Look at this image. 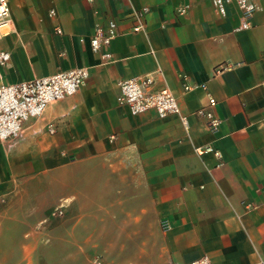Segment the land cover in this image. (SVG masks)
Returning a JSON list of instances; mask_svg holds the SVG:
<instances>
[{"label":"crops","instance_id":"obj_1","mask_svg":"<svg viewBox=\"0 0 264 264\" xmlns=\"http://www.w3.org/2000/svg\"><path fill=\"white\" fill-rule=\"evenodd\" d=\"M258 3L250 28L233 31L238 9L229 5L220 17L210 0H8L14 32L0 37L10 53L5 83L78 66L89 78L25 121L18 141H0V264H171L202 255L212 264H261L264 0ZM142 6L147 37L131 30V9ZM109 20L118 34L106 59L89 38ZM158 66L156 86L169 87L187 129L175 114L133 115L117 103L119 81ZM180 73L203 87L185 91ZM208 94L221 118L215 132L194 112ZM205 144L220 150V161L194 151ZM60 204L64 215L53 216Z\"/></svg>","mask_w":264,"mask_h":264},{"label":"built area","instance_id":"obj_2","mask_svg":"<svg viewBox=\"0 0 264 264\" xmlns=\"http://www.w3.org/2000/svg\"><path fill=\"white\" fill-rule=\"evenodd\" d=\"M91 1V0H90ZM212 7L220 17L226 15L227 7L233 5L240 13L239 23L233 28V31H242L250 28L251 20L260 6L258 0H210ZM187 6L178 7V13H183ZM149 8L142 6L140 8L132 7L131 18L133 25L131 30L141 32L147 37L145 15ZM54 10H50L53 14ZM14 32V24L11 19L8 0H0V37ZM55 32L60 34L61 30L55 28ZM118 34L115 21L109 20L105 26H97L89 38L90 48L93 52H100L102 58L108 59L110 52L107 48L112 39ZM80 40H83L81 38ZM149 52L155 54V50L149 47ZM10 60V53L6 49H0V141L4 144H12L18 141L23 132L24 122L30 118H37L45 111L46 107L55 101L61 100L67 96L73 95L82 88L89 78V69L86 66L73 67L65 71H60L51 75L35 77L15 83H5L2 80L1 69L5 67ZM218 69H216V72ZM161 68L158 66L154 71L144 75L131 76L118 82L119 91L116 97L119 105H124L133 115L148 110H153L158 117L163 118L170 114L179 117L183 126L188 128V119L180 110L176 97L167 85L156 86V76L161 74ZM179 78L182 82V88L185 91L203 85L188 83L186 75L180 73ZM216 99L208 94V102L205 106L197 108L196 115L204 117L209 131L215 132L221 118L214 113ZM49 131H54V126H49ZM197 154L205 152L212 153L220 161L221 152L211 144L199 145L194 147ZM220 165L218 162L217 166ZM5 195L0 192V203L5 202ZM247 206H250L247 204ZM64 214V205L56 206L53 216H62ZM164 228H168V222L162 223ZM171 264H212L209 256L202 255L186 263ZM264 264V260L261 261Z\"/></svg>","mask_w":264,"mask_h":264},{"label":"rangeland","instance_id":"obj_3","mask_svg":"<svg viewBox=\"0 0 264 264\" xmlns=\"http://www.w3.org/2000/svg\"><path fill=\"white\" fill-rule=\"evenodd\" d=\"M13 33V32H12ZM11 34V33H10ZM9 35V34H8ZM25 124V123H24ZM64 215V214H63Z\"/></svg>","mask_w":264,"mask_h":264}]
</instances>
